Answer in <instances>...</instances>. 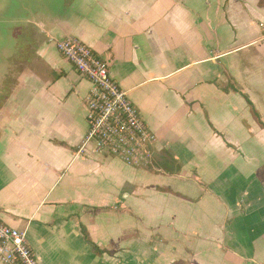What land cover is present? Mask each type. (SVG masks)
Instances as JSON below:
<instances>
[{
	"label": "crops",
	"instance_id": "obj_1",
	"mask_svg": "<svg viewBox=\"0 0 264 264\" xmlns=\"http://www.w3.org/2000/svg\"><path fill=\"white\" fill-rule=\"evenodd\" d=\"M34 16L0 71V218L38 263L264 264V0ZM65 37L109 64L157 136L152 166L76 155L91 83L55 48Z\"/></svg>",
	"mask_w": 264,
	"mask_h": 264
},
{
	"label": "built area",
	"instance_id": "obj_2",
	"mask_svg": "<svg viewBox=\"0 0 264 264\" xmlns=\"http://www.w3.org/2000/svg\"><path fill=\"white\" fill-rule=\"evenodd\" d=\"M264 40V34L261 38ZM57 51L91 83L86 97L88 129L76 155L105 153L131 167L153 165L156 134L109 72V64L75 37L55 42ZM0 263L39 264L26 241L25 231L0 218Z\"/></svg>",
	"mask_w": 264,
	"mask_h": 264
},
{
	"label": "rangeland",
	"instance_id": "obj_3",
	"mask_svg": "<svg viewBox=\"0 0 264 264\" xmlns=\"http://www.w3.org/2000/svg\"><path fill=\"white\" fill-rule=\"evenodd\" d=\"M72 0H0V71L7 56L16 55L17 49L28 38L25 20H34L35 11L44 12L52 7L64 9ZM30 26V24H28Z\"/></svg>",
	"mask_w": 264,
	"mask_h": 264
},
{
	"label": "trees",
	"instance_id": "obj_4",
	"mask_svg": "<svg viewBox=\"0 0 264 264\" xmlns=\"http://www.w3.org/2000/svg\"><path fill=\"white\" fill-rule=\"evenodd\" d=\"M225 90H226V89H225ZM251 109H252V111H253V113H254V116L257 117L258 115L256 114V112L253 110L252 107H251ZM257 119H258V117H257ZM258 123H259L260 126H263V124L259 121V119H258ZM82 232H83V234H84L85 239H86L87 241H89V239H88V237H87L86 232H85L84 229H83ZM93 248H94L95 250H98L97 246H95V245H93ZM176 264H185V263H183V262H178V263H176Z\"/></svg>",
	"mask_w": 264,
	"mask_h": 264
}]
</instances>
